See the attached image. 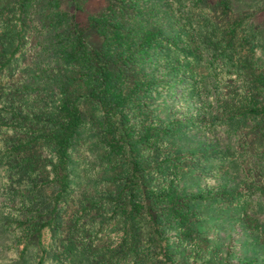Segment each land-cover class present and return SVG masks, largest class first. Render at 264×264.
Listing matches in <instances>:
<instances>
[{"label": "trees", "instance_id": "1", "mask_svg": "<svg viewBox=\"0 0 264 264\" xmlns=\"http://www.w3.org/2000/svg\"><path fill=\"white\" fill-rule=\"evenodd\" d=\"M258 7L264 0H106L89 17L90 40L76 11L62 9L60 0H0V262L117 264L130 257L136 264H203L202 210L212 205L218 221L223 214L234 221L260 214L264 221V150L250 159L263 180L255 195L241 196L217 170L235 164L227 159L236 150L232 126L250 127L264 146V22L252 12ZM232 12L238 17L228 19ZM28 31L36 38V67L27 77L34 86L9 87ZM175 87L217 105L210 112L224 126L222 152L183 153L177 140L192 129L179 132L183 122L154 115L156 101L177 103ZM31 89L44 94L39 112L5 97L12 90L26 98ZM96 120L114 164L113 189L84 199L67 222L71 147ZM186 159L191 163L182 164ZM205 171L218 177L213 189L186 183ZM41 192L43 202L24 206L26 195L38 199ZM8 199L12 213L5 212ZM102 233L112 239L104 252L94 247ZM179 246L194 248L185 263Z\"/></svg>", "mask_w": 264, "mask_h": 264}, {"label": "rangeland", "instance_id": "2", "mask_svg": "<svg viewBox=\"0 0 264 264\" xmlns=\"http://www.w3.org/2000/svg\"><path fill=\"white\" fill-rule=\"evenodd\" d=\"M213 2L214 0H209ZM61 8L67 11H76V15L82 30L86 37L90 40H95L96 36L92 31L88 30L89 17L95 13H98L106 5V0H60ZM255 13L254 21L264 22V9L256 8L252 10ZM218 18H222L221 15H217ZM238 17L237 12H232L228 19ZM224 19V18H222ZM36 42L35 35L32 31H28L24 38V51L20 62L12 65L11 75L6 81V84L10 87H20L23 84L28 86H34V82L30 81L29 72L34 69L35 66V54L34 44ZM52 75V71L49 74ZM41 81L39 78L36 79ZM50 80L48 79L47 82ZM45 84V83H44ZM38 85V84H36ZM224 92L220 95L226 96V89L224 85L221 91ZM173 100H177V103L171 105L169 103L156 101L152 106L154 115L159 119L177 120V122H183L179 132L182 130L192 129L190 134L183 133L177 140L179 148L182 152H211L213 150L223 151L222 144L219 139L221 138L224 126L219 124L216 120L212 119L213 115L210 109H216L217 105L214 103L212 107L207 104L204 105L198 96H193L190 89L180 90L177 87L172 88ZM29 97H24V93L10 91L5 94V97L9 102L14 103L17 107L25 106L27 110L39 112L44 103V94L37 89H31L28 92ZM155 95V94H154ZM163 99V97H162ZM221 101H224L220 97ZM218 100V101H219ZM209 108V109H208ZM152 109L150 115H152ZM209 110V111H208ZM93 117V108L89 111ZM99 121V120H98ZM96 120V124H91L82 127V130L77 134L70 151V190L65 200L66 211L63 213V219L67 222H71L70 214L73 211H77L82 205L84 199L98 198L101 194L106 193L111 187V177L114 174L113 162L107 156V150L101 143V128ZM196 122V124H194ZM188 123V124H187ZM182 123H179V125ZM190 126V128H188ZM209 128H213L216 132L209 131ZM233 132L236 133L237 143L235 145V152L227 155L228 160H234L235 164L223 165L218 167V173L221 174L226 171L224 182L232 188L235 186V192H240L241 196L245 194L253 193L254 185L262 183V176L254 170L250 164V159L256 155L257 152H262L264 146H259L258 141H254L255 134L249 132L250 127L243 125L242 123L231 127ZM3 137L13 138V135L4 133ZM240 141V143H238ZM245 151V152H244ZM247 156V157H246ZM191 160L186 159L182 164L188 165ZM219 162L211 160V164H217ZM237 165H241L244 170V174H241L237 170ZM225 170V171H224ZM199 175V174H198ZM190 180L195 178L188 177ZM218 177L209 174L207 171L203 173V178L196 180L195 184L192 182L190 186L199 187L201 189L208 188L213 189L217 186L216 179ZM224 184V183H223ZM221 184L222 186H224ZM51 189L47 190L50 192ZM258 192H256V195ZM45 200V196L41 192L38 199H34L31 194L26 195L22 202L24 206L32 207ZM223 207L226 203H221ZM5 212L12 213L16 209L15 202L13 200H6ZM46 206V205H45ZM246 208H253L250 206V202L247 203ZM239 206H236V208ZM241 211V209H237ZM21 214V213H19ZM202 221V233L197 243L199 252L203 254V264H218L220 259H226L230 264H264V221L260 214L254 217L244 216L241 220L234 221L226 217L225 214L220 215L222 219L220 221L212 218L213 206L201 211ZM219 214H217L218 216ZM99 215L96 218L99 219ZM257 217V218H256ZM260 219V220H259ZM112 240L110 235L102 233L100 239L94 245L95 249L104 252L105 241ZM177 258L181 263H185L189 259L190 255L194 252V248L186 246H179L177 249ZM229 250L231 255L228 258H224L225 252ZM189 256V257H188ZM188 257V259H186ZM103 259L102 256L98 257ZM133 259L127 257L122 259L117 264H136L132 262ZM0 264H2L0 262ZM5 264V263H4ZM140 264V263H137ZM146 264H154L149 261Z\"/></svg>", "mask_w": 264, "mask_h": 264}]
</instances>
